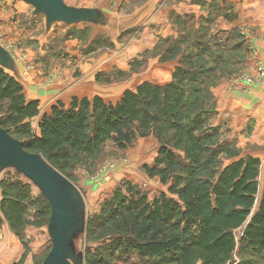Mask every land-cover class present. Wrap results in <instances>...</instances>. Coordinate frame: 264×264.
Listing matches in <instances>:
<instances>
[{
  "label": "rangeland",
  "instance_id": "1",
  "mask_svg": "<svg viewBox=\"0 0 264 264\" xmlns=\"http://www.w3.org/2000/svg\"><path fill=\"white\" fill-rule=\"evenodd\" d=\"M194 1L195 11L172 10L167 21L168 32L154 35L149 46L144 34L146 16L138 19L134 14L137 10L141 14L149 7L155 10L160 2L154 0H65L68 5L101 8L108 14L107 21L71 25L56 22L49 29L45 27V16L34 14L30 4L0 0V43L16 59L23 77L28 79L34 74L43 79L47 87L56 88L59 83L58 89L64 90L73 80L84 76L88 81L92 76L102 95L106 89L105 96L110 98L106 101L112 103L117 102L114 98L123 88L133 90L148 81L156 85L176 81L178 68L200 76V80H181V84L188 90L200 89L195 93L199 96V110H196L208 118L206 133L216 131V136H211L206 143L222 151L227 149L216 157L215 171L235 159L228 155L232 148L238 149L239 156L258 151L259 186L263 190L264 142L250 145L242 140L246 136L238 140L230 126L234 120L233 110H241L255 90L264 91V0L190 2ZM112 25L126 29L122 31L121 27L120 31ZM111 54L115 57H110ZM98 60L103 61L104 68L87 73L83 65ZM230 101L233 102L229 106L226 103ZM239 112L243 116V112ZM32 118L31 127L37 132V121ZM241 121L239 119L236 127L242 125L241 132L250 130L249 121L246 125ZM159 144L154 134L138 137L125 149L106 143L97 158L82 160L69 176L83 192L86 226L93 224L85 228V234L76 242L77 250L84 254V264H174L159 262L155 257L143 258L133 252L124 254L117 246V234L112 233V228L109 232L106 228L112 223L107 210L116 189L124 190L126 185H131L146 193L149 199L168 193L159 176L150 177L145 170V166L155 164ZM177 153L179 161L189 166L182 147ZM212 172V166L204 171L207 176ZM14 176V169H4L0 172V183L1 179ZM20 178L29 181L23 176ZM30 183L31 201L35 202L28 206L25 227L16 233L6 220L1 223L0 264H41L51 246L48 221L41 214L44 211L41 203L36 200L40 191ZM236 235L239 239L242 229H238ZM238 249L227 264L240 263ZM243 259L244 264H264V251L260 257L244 253ZM192 264H201L199 257Z\"/></svg>",
  "mask_w": 264,
  "mask_h": 264
},
{
  "label": "trees",
  "instance_id": "2",
  "mask_svg": "<svg viewBox=\"0 0 264 264\" xmlns=\"http://www.w3.org/2000/svg\"><path fill=\"white\" fill-rule=\"evenodd\" d=\"M178 75L163 85L148 81L126 89L115 103L99 96L73 97L68 107L58 102L40 118L34 132L31 118L39 113V102L27 100L21 82L0 65V126L69 180L76 165L97 158L106 143L125 149L138 137L154 134L160 143L158 153L155 164L145 170L150 177L158 175L168 193L149 199L131 185L115 190L109 201L114 205L107 210L112 223L106 228L117 234L120 251L162 263L192 264L199 257L201 264H227L238 247L239 264H244V253L260 257L264 251L260 159L239 156L232 148L228 155L235 159L215 171L216 157L227 149L206 143L216 131L206 133L208 118L198 111L195 94L200 89L188 90L181 84L201 77L184 68H178ZM180 147L189 166L178 159ZM210 166L216 177L214 172L205 175ZM14 177L1 179L0 229L6 220L17 233L25 227L28 206L35 201L31 183L17 171ZM36 200L47 222L49 203L42 193Z\"/></svg>",
  "mask_w": 264,
  "mask_h": 264
},
{
  "label": "water",
  "instance_id": "3",
  "mask_svg": "<svg viewBox=\"0 0 264 264\" xmlns=\"http://www.w3.org/2000/svg\"><path fill=\"white\" fill-rule=\"evenodd\" d=\"M18 1L30 4L34 14H43L48 29L56 22L71 25L105 21L104 12L98 8L68 5L65 0ZM0 65L16 74V59L1 43ZM8 168L32 182L49 203L47 230L51 246L41 264H84V254L76 247L86 228L83 192L46 158L24 149L21 140L0 126V172Z\"/></svg>",
  "mask_w": 264,
  "mask_h": 264
},
{
  "label": "crops",
  "instance_id": "4",
  "mask_svg": "<svg viewBox=\"0 0 264 264\" xmlns=\"http://www.w3.org/2000/svg\"><path fill=\"white\" fill-rule=\"evenodd\" d=\"M155 2L159 3L156 7V9H152L153 7H149L145 10V12H142L137 10L136 14H134V18L140 19V17L143 16L144 19V34L147 36L148 40L150 41L154 35H161L165 32H168L169 25L168 24V16L170 12L173 11H182L186 8L193 9V11L196 10L195 1L190 2L192 0H154ZM90 7V6H88ZM97 8V7H94ZM99 9V8H98ZM152 9V10H151ZM105 14V20L107 21L108 14L107 12L103 11L101 8L99 9ZM104 21V22H106ZM109 22V21H108ZM93 24V23H92ZM113 26V25H112ZM115 26V25H114ZM113 26V28H115ZM122 26L117 25V29L120 30ZM126 28H121V30H125ZM120 30V31H121ZM151 35V36H150ZM154 39L151 40V42H147L148 45H152ZM146 44V43H145ZM113 54V53H112ZM111 54L110 57H115ZM103 61H96L93 64H87L83 65V68L87 69V73H91L95 70H101L104 68ZM106 67V65H105ZM17 64H16V74H13V72H10L12 75H15L16 78L21 82L24 94L26 99L31 100H37L40 104L39 107V113L34 116L32 119L37 121V124L42 116H44L45 113H49L50 109L53 105L58 104V102L63 103L66 107H68L71 103V100L73 97L78 98H92L94 96H99L102 99L110 100V98H107L106 95V89H103V95L102 90L96 86V84L91 80L93 79L92 76H89L88 81H85L83 79L84 76H81L80 78L73 80L72 83L65 88L64 90H59V83L55 86H58L56 88H53V85L50 87H47V84L43 83V79L37 78L34 74L29 77L28 79L23 77V74H21V71L19 70ZM86 73V74H87ZM89 75V74H88ZM87 75V77H88ZM27 79V80H26ZM90 80V81H89ZM30 82V83H29ZM88 84V85H87ZM72 85V87H70ZM126 88H123L118 93V96L114 98V100H118L122 93L125 91ZM105 93V94H104ZM233 101L227 102L226 104H229ZM247 103H243L246 105H242V109L236 111V109L233 110L234 114V120H232V125L230 126L233 131V135L236 136V138L242 139V137L246 136L242 140L247 142V144H254V142H264V91L263 90H255L252 98H250L249 101H246ZM225 104V101L222 103L221 106ZM232 104H229V106ZM234 105V104H233ZM232 109L235 107H231ZM239 111L243 112V116L239 115ZM239 119L242 120L240 123H245L249 121L250 123V130L241 132L243 130L242 125H238L236 127L237 123L239 124ZM262 134V136L260 135ZM243 141V142H244ZM262 142V143H263ZM246 156L251 157H258L260 158L258 151L255 152H248L246 153Z\"/></svg>",
  "mask_w": 264,
  "mask_h": 264
}]
</instances>
